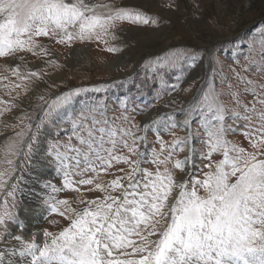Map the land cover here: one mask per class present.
Segmentation results:
<instances>
[{"label": "snow or ice", "instance_id": "1", "mask_svg": "<svg viewBox=\"0 0 264 264\" xmlns=\"http://www.w3.org/2000/svg\"><path fill=\"white\" fill-rule=\"evenodd\" d=\"M125 21L155 23L110 0H0V58L14 62L29 55L49 57L52 53L42 38L69 47L107 44L109 38L119 39L117 22ZM257 43L264 53V32L253 41ZM180 55L174 54L164 66L176 67ZM8 71L19 82L7 85L8 94L16 95L11 101L0 100V117L19 107V89L27 94L43 79L37 71L21 73L19 66ZM6 79L0 74V82ZM101 90L74 89L52 100L40 96L44 115L39 119L70 105L81 93ZM224 94L209 82L207 90L200 89L182 109V122L158 112L150 123L122 116L117 124L108 119L102 103H86L71 121L67 140L49 148L63 181L61 187H44L52 193L79 194L72 201L49 196L52 210L67 225L58 234L45 230L48 239L43 244L15 236L12 248L0 250V264H264V81L237 76L226 93L231 108L223 103ZM227 118L245 122L247 147L227 139ZM18 119L20 125L11 127L20 130L0 144V226L5 236L17 218L13 209L22 193L24 158L32 156L33 129L41 127L37 117L25 114ZM162 128L170 141L163 138ZM177 128L183 137L176 135ZM197 140L200 159L206 161L200 168L195 163Z\"/></svg>", "mask_w": 264, "mask_h": 264}, {"label": "rangeland", "instance_id": "2", "mask_svg": "<svg viewBox=\"0 0 264 264\" xmlns=\"http://www.w3.org/2000/svg\"><path fill=\"white\" fill-rule=\"evenodd\" d=\"M110 2L118 7L139 11L155 23L133 25L126 21L117 22V27L122 29L117 33L119 39L113 41L109 38L107 44L76 43L69 47L42 38L41 42L50 49L51 56L29 55L26 61L18 59L17 63L13 62L12 67L19 66L21 73L27 75L29 70L37 71L43 79L38 84L31 85L27 94L23 89H19L20 99L17 101L19 107L0 117V144L20 130V127L11 126L20 125L18 118L25 114L37 117L36 122L41 123V127L38 131L33 129L35 141L31 158H24L26 167L22 169L24 177L22 193L17 194L16 208L13 209L17 218L8 228L7 236L4 226H0V250L12 248L15 236H21L25 241L36 238L38 244H43L48 239L43 235L45 230L51 233L54 230L53 233L58 234L67 225V222L52 210L54 201L50 200L49 196L55 195L57 199L72 201L79 194L70 190L52 193L50 187H44L46 183L61 187L63 181V176L56 171V164L49 154V148L57 141L67 140L72 132L71 121L80 114L86 103H102L108 119L115 120L117 124H120L122 116L131 117L138 124L144 123L148 116L150 123L158 112L170 114L177 122H182L184 119L182 109H187L189 102L200 89L207 90L209 82L214 83L218 93H225L222 101L231 108V98L226 93L229 85L236 82L237 76L257 83L264 81L262 59L264 53H261L258 43L253 45V41L259 40L261 33L264 32V0H110ZM112 46L119 48L120 51L117 53L107 51V48ZM78 47L85 49L74 54ZM176 53L181 54L177 66L165 67L167 61ZM117 57L119 59L112 68L111 60ZM248 57L255 63L250 62ZM47 59H53L57 63L47 66L44 62ZM94 60L104 62L96 64ZM37 62L41 65H37ZM9 63L8 60L0 58V74L8 77L0 82V100L3 101H11L16 95L15 91H12L11 95L8 94L11 91L7 87L9 82H19L10 71L5 72L4 69L10 67H7ZM198 71L200 76L197 77ZM55 73L60 74L55 78L53 77ZM32 79L36 80L35 77ZM97 87L102 90L81 93L70 105L40 121L39 118L44 115L40 111L44 106V101L39 99L40 96L45 100H52L74 89ZM246 98L249 101L252 99L250 95ZM3 106L0 104V107ZM125 107L127 111L124 110ZM244 123L243 120L227 118L226 136L230 142L247 147L248 141L244 135L247 129ZM192 127L195 134L197 127L196 125ZM174 131L177 136L185 135L180 128ZM161 132L166 141L172 139L163 128ZM154 136L155 133L150 134L149 140H153ZM200 143L197 140L195 144L197 168L206 162H202L199 156ZM111 178L102 176V179ZM81 188L83 194L90 198L86 186ZM3 202V194H0V203ZM8 203L11 204L12 200H8Z\"/></svg>", "mask_w": 264, "mask_h": 264}, {"label": "bare ground", "instance_id": "3", "mask_svg": "<svg viewBox=\"0 0 264 264\" xmlns=\"http://www.w3.org/2000/svg\"><path fill=\"white\" fill-rule=\"evenodd\" d=\"M83 49H85V47H83V48H81V47L76 48V49L74 50V54H77L78 52H80V51L83 50ZM86 59H88V58H86ZM118 59H119V57H117L115 60H111L112 62H111L110 65H111L112 68H113L114 64L117 62L116 60H118ZM17 60H18V59H16L14 62H16ZM8 62H10V63L7 65V67H9V66L12 67V65H13V61H9V60H8ZM17 62H18V61H17ZM17 62H16V63H17ZM103 62H104V61L94 60V63H96V64H101V63H103ZM1 63H2V62H1ZM21 63H22V62H21ZM3 64H4V63H3ZM118 64H119V63H118ZM37 65L40 66L41 63H40V62H37ZM201 66H202V63L200 64V67H201ZM4 67H5V66H4ZM10 67H9V68H10ZM28 67H29V66H28ZM115 67H116V66H115ZM198 69H199V68H198ZM198 69H197V70H198ZM4 70H5V69H4ZM200 72H201V71H200ZM107 73H108V72H107ZM59 74H60V73H55V74L53 75V77L55 76V78H56V77L59 76ZM194 74H195V73H194ZM198 74H199V71L197 72L196 76H197ZM11 76H12V75H11ZM198 76H200V75H198ZM198 76H197V77H198ZM153 115H154V114H153ZM147 118L149 119V117L147 116L146 119H145V122H144V123H148V119H147ZM32 174H33V173H32ZM26 178H27V177H26ZM31 178H32V177H31ZM31 180H32V179H31ZM31 184H32V183H31ZM36 184H37V183H36ZM28 185H29V184H28ZM56 185H57V184H56ZM32 187H33V186H32ZM36 187H37V186H36ZM27 192H28V191H27ZM37 194H38V193H37ZM30 195H31V194H30ZM39 195H40V194H39ZM36 196H38V195H36ZM38 197H39V196H38ZM31 200H32V199H31ZM35 216H36V215H35ZM39 220H40V219H39ZM59 220H60V219H59ZM35 223H38V222H35ZM59 223H60V222H59ZM52 224H53V223H52ZM44 226H45V225H44ZM50 226H51V225H50ZM45 227H46V226H45ZM48 227H49V226H48ZM48 227H47V228H48ZM43 228H44V227H43ZM49 228H50V227H49ZM49 228H48V230H49ZM50 231H51V230H50ZM53 231H54V230H53ZM53 231H52V233H53ZM45 239H46V238H45ZM43 242H44V241H43ZM43 242H42V243H43ZM12 246H13V245H12ZM8 248H9V247H8ZM4 250H5V249H4ZM6 258H7V257H6Z\"/></svg>", "mask_w": 264, "mask_h": 264}]
</instances>
